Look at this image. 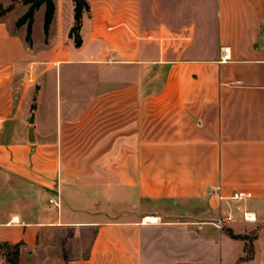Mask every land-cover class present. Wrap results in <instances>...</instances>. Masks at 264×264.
Listing matches in <instances>:
<instances>
[{
  "label": "crops",
  "instance_id": "0c3cea01",
  "mask_svg": "<svg viewBox=\"0 0 264 264\" xmlns=\"http://www.w3.org/2000/svg\"><path fill=\"white\" fill-rule=\"evenodd\" d=\"M52 1L28 41L31 4L0 0V244L18 264H264V0H86L80 48L74 0ZM93 112L91 148L65 150Z\"/></svg>",
  "mask_w": 264,
  "mask_h": 264
},
{
  "label": "trees",
  "instance_id": "16d2710c",
  "mask_svg": "<svg viewBox=\"0 0 264 264\" xmlns=\"http://www.w3.org/2000/svg\"><path fill=\"white\" fill-rule=\"evenodd\" d=\"M75 2V25L70 32V37L74 39L75 45L77 48L82 46V39L80 35L81 26H82V17L85 12L90 11L89 4L86 0H74ZM25 4H31V7L28 13L22 17L17 25L22 26L26 22H28V37L27 40L30 41L31 38V30L33 24L34 12L38 9L42 4L46 3L47 11L45 16V31L48 32L50 23L54 16L55 7L52 0H24ZM3 15V11H0V17ZM0 249H5L6 258L9 264H18L19 257V245H10L8 243L0 244Z\"/></svg>",
  "mask_w": 264,
  "mask_h": 264
},
{
  "label": "rangeland",
  "instance_id": "374dc122",
  "mask_svg": "<svg viewBox=\"0 0 264 264\" xmlns=\"http://www.w3.org/2000/svg\"><path fill=\"white\" fill-rule=\"evenodd\" d=\"M22 2L24 3V0H22ZM3 12L5 10H2ZM36 23H37V35H39V23H40V16H37L36 19ZM92 119L91 120H87L85 123H80L78 125H72L70 124L67 127H65V136H64V141H63V145H64V149L65 150H70L71 152L73 151V149L82 151V150H88L91 148V143L88 141L89 137L88 134L91 130H96V133L99 134V128H102V119L98 118V115H95V112L92 113L91 115ZM81 120V119H80ZM77 121V122H80ZM67 133V134H66ZM97 134V135H98ZM82 159H80L79 166L81 168V163ZM86 176V175H85ZM88 177V176H86ZM71 237V235H69V237L67 236H61L58 239L57 242V246H59L60 250H63L64 254H59V256L64 257L65 259L69 258L70 256H72V254H70V252H68L67 249V245H69L68 239ZM87 241L84 240V244ZM55 244V243H54ZM83 244V243H82Z\"/></svg>",
  "mask_w": 264,
  "mask_h": 264
},
{
  "label": "built area",
  "instance_id": "2783aa9c",
  "mask_svg": "<svg viewBox=\"0 0 264 264\" xmlns=\"http://www.w3.org/2000/svg\"><path fill=\"white\" fill-rule=\"evenodd\" d=\"M148 39H152L151 36H148L147 37ZM233 221V218L230 214L228 213H224V214H221L217 219L216 221L214 222V225L217 229L219 230H224L227 225Z\"/></svg>",
  "mask_w": 264,
  "mask_h": 264
},
{
  "label": "water",
  "instance_id": "95a60500",
  "mask_svg": "<svg viewBox=\"0 0 264 264\" xmlns=\"http://www.w3.org/2000/svg\"><path fill=\"white\" fill-rule=\"evenodd\" d=\"M31 123L32 124L34 123L33 118L31 120ZM29 140L30 141H34V138H33V127H30V129H29Z\"/></svg>",
  "mask_w": 264,
  "mask_h": 264
},
{
  "label": "bare ground",
  "instance_id": "6f19581e",
  "mask_svg": "<svg viewBox=\"0 0 264 264\" xmlns=\"http://www.w3.org/2000/svg\"><path fill=\"white\" fill-rule=\"evenodd\" d=\"M148 221V220H147ZM151 221H153L154 222V219H152Z\"/></svg>",
  "mask_w": 264,
  "mask_h": 264
}]
</instances>
